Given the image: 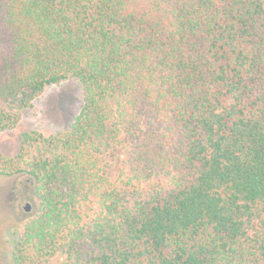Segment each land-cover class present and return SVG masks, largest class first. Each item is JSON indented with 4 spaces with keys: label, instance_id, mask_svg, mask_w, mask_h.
<instances>
[{
    "label": "trees",
    "instance_id": "1",
    "mask_svg": "<svg viewBox=\"0 0 264 264\" xmlns=\"http://www.w3.org/2000/svg\"><path fill=\"white\" fill-rule=\"evenodd\" d=\"M70 80L68 130L1 159L34 201L11 264H264V0H0V133Z\"/></svg>",
    "mask_w": 264,
    "mask_h": 264
},
{
    "label": "rangeland",
    "instance_id": "2",
    "mask_svg": "<svg viewBox=\"0 0 264 264\" xmlns=\"http://www.w3.org/2000/svg\"><path fill=\"white\" fill-rule=\"evenodd\" d=\"M81 105V90L73 81H65L59 85H51L44 89L42 95L15 117L16 123L11 129L0 133V163L1 159H12L14 168H23L36 154L33 147L22 141L24 133L39 132L44 136L63 134L70 127ZM8 108L0 101V113L8 112ZM126 144L117 147L109 154L97 158V163L105 171L110 183L119 184L126 181L125 151ZM29 177L24 173L6 175L0 173V264H11L13 246L20 235L23 209L17 204V210L12 209L10 191L12 188L23 192L19 200L26 201L31 190ZM138 190H145L149 185H163L155 180L141 183L129 180ZM26 195V196H25ZM34 207L32 199L31 211ZM83 215L91 217L96 211V200L90 198L82 207ZM62 260L60 254L47 257L41 264H58Z\"/></svg>",
    "mask_w": 264,
    "mask_h": 264
},
{
    "label": "flooded vegetation",
    "instance_id": "3",
    "mask_svg": "<svg viewBox=\"0 0 264 264\" xmlns=\"http://www.w3.org/2000/svg\"><path fill=\"white\" fill-rule=\"evenodd\" d=\"M12 190L13 191H10V197H9L12 202V209L16 211L17 207H15V205L17 204V201L20 202L19 206L22 207L24 211L21 220H24L31 212L32 191L30 190L27 196L25 195L27 200L23 202L22 200H19V197L23 195L24 191L20 192L19 190L15 189V187L12 188Z\"/></svg>",
    "mask_w": 264,
    "mask_h": 264
}]
</instances>
